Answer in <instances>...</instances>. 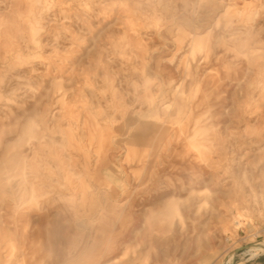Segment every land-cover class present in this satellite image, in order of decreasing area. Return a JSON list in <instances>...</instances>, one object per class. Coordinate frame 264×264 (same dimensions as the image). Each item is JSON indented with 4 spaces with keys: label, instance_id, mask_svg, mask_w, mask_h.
<instances>
[{
    "label": "rangeland",
    "instance_id": "obj_1",
    "mask_svg": "<svg viewBox=\"0 0 264 264\" xmlns=\"http://www.w3.org/2000/svg\"><path fill=\"white\" fill-rule=\"evenodd\" d=\"M260 243L264 0H0V264Z\"/></svg>",
    "mask_w": 264,
    "mask_h": 264
},
{
    "label": "crops",
    "instance_id": "obj_2",
    "mask_svg": "<svg viewBox=\"0 0 264 264\" xmlns=\"http://www.w3.org/2000/svg\"><path fill=\"white\" fill-rule=\"evenodd\" d=\"M248 255V254H247ZM263 254H261L260 256H256L255 258H248L246 259L244 262H241L239 264H264V257H262ZM83 260H91L93 261V263H88V264H103L101 262H103V260H108L107 264H114V259L110 258V259H105L106 257V254L105 253H99V252H95V251H92L91 253H86V254H83ZM111 260H113L112 263ZM97 261V262H95ZM95 262V263H94ZM192 264H194L192 262Z\"/></svg>",
    "mask_w": 264,
    "mask_h": 264
},
{
    "label": "bare ground",
    "instance_id": "obj_3",
    "mask_svg": "<svg viewBox=\"0 0 264 264\" xmlns=\"http://www.w3.org/2000/svg\"><path fill=\"white\" fill-rule=\"evenodd\" d=\"M181 131V130H180ZM198 131L199 130H197V129H195V132H194V135H193V138H195L197 135H198ZM30 138V137H29ZM203 139V138H202ZM31 140V139H30ZM30 140L28 141V142H30ZM192 173V172H191ZM188 174V173H187ZM201 175H199V177H200ZM182 177V176H181ZM198 179V178H197ZM204 184V183H203ZM184 185V184H183ZM6 210V209H5ZM4 217V216H3ZM4 219V218H3ZM258 237V236H257ZM202 245V244H201ZM210 248H211V246H210ZM249 248V247H248ZM253 248H257L258 250H260V251H263L264 252V244H255V245H252V246H250V249H253ZM212 249V248H211ZM254 250V249H253ZM250 251V250H249ZM14 255V254H13ZM7 259V258H6ZM212 259V258H211ZM5 261V260H4ZM5 263V262H4ZM9 264V263H8Z\"/></svg>",
    "mask_w": 264,
    "mask_h": 264
},
{
    "label": "water",
    "instance_id": "obj_4",
    "mask_svg": "<svg viewBox=\"0 0 264 264\" xmlns=\"http://www.w3.org/2000/svg\"><path fill=\"white\" fill-rule=\"evenodd\" d=\"M248 246H246V248H247Z\"/></svg>",
    "mask_w": 264,
    "mask_h": 264
}]
</instances>
